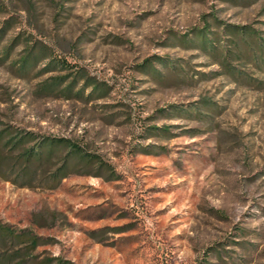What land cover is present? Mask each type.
I'll return each mask as SVG.
<instances>
[{
	"label": "rangeland",
	"instance_id": "1",
	"mask_svg": "<svg viewBox=\"0 0 264 264\" xmlns=\"http://www.w3.org/2000/svg\"><path fill=\"white\" fill-rule=\"evenodd\" d=\"M1 1L0 24L18 17L3 47L23 33L111 91L89 103L42 94L40 83L59 72L19 77L11 61L23 42L0 64V120L71 138L117 178L87 170L55 190L0 180V219L50 237L40 251L79 264H264V89L202 78L194 72L219 65L170 46L205 14L264 30V0ZM150 57L182 65L194 80L159 62L163 80L145 74L139 65ZM196 105L208 116L178 114ZM150 126L169 133L150 136Z\"/></svg>",
	"mask_w": 264,
	"mask_h": 264
},
{
	"label": "trees",
	"instance_id": "2",
	"mask_svg": "<svg viewBox=\"0 0 264 264\" xmlns=\"http://www.w3.org/2000/svg\"><path fill=\"white\" fill-rule=\"evenodd\" d=\"M0 13H8L6 5L0 0ZM203 16V25L195 27L175 37L170 46H183L186 49L200 50L211 62L220 67L210 73L194 72L202 78L225 75L232 82L248 88L264 89V30L252 24L225 22L217 17ZM16 14L9 15L0 24V64H5L13 50L23 42L26 47L19 59L12 60L11 66L21 78H27L34 70V76L49 72H59L44 79L40 92L47 96L65 100H79L86 103L109 96L111 86L88 75L83 68L58 55L42 41L33 40L23 33L16 35L3 47L10 30L17 24ZM43 67L37 69L42 63ZM161 63L171 73H177L183 80L188 71L168 58H147L139 69L145 74L163 80L165 74L157 68ZM201 104L212 111V102L202 99ZM175 106H173L174 109ZM180 117L199 118V106L178 109ZM150 136L169 133L166 127H149ZM166 138H170L165 135ZM147 150V149H142ZM147 152V151H143ZM105 168L109 178H117L115 171L95 153L89 152L81 143L65 137L42 135L0 120V180L19 188L32 190H55L72 174H90L87 170ZM53 243L50 237L39 235L32 228H19L0 219V264H79L64 256H51L40 251L42 246Z\"/></svg>",
	"mask_w": 264,
	"mask_h": 264
}]
</instances>
